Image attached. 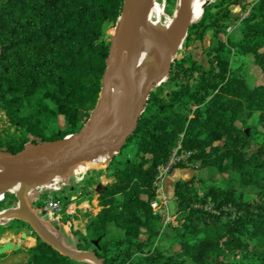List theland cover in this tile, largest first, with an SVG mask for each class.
Wrapping results in <instances>:
<instances>
[{
    "label": "trees",
    "instance_id": "obj_1",
    "mask_svg": "<svg viewBox=\"0 0 264 264\" xmlns=\"http://www.w3.org/2000/svg\"><path fill=\"white\" fill-rule=\"evenodd\" d=\"M238 2L212 0L188 26L167 79L150 91L135 130L107 166L112 180L96 196L98 211L85 213L84 232L73 230L74 249L93 251L104 264L168 263L169 256L156 246L161 216L150 203L156 198V168L176 146L193 154L189 164L173 168L208 167L221 176L201 190L194 176L173 184L174 235L186 237L179 242L180 263L243 264L227 255L251 252L250 243L264 236V0L254 2L243 17L232 13ZM122 4L0 0V110L10 124L33 136L0 138V150L15 153L27 142L60 140L81 130L102 86L109 50L102 37L116 24ZM235 21L241 24L236 40L227 33ZM209 31L213 44L203 50L204 64L191 57L188 47ZM226 48L251 56L263 81L252 84L241 65L231 68ZM46 113L61 116L69 128L49 121L50 134H45L41 116ZM255 114L247 133L238 122ZM129 146L133 157H121ZM12 220L32 231L25 220ZM207 228L213 238H187ZM32 233L36 243L22 264H91L58 253Z\"/></svg>",
    "mask_w": 264,
    "mask_h": 264
},
{
    "label": "water",
    "instance_id": "obj_2",
    "mask_svg": "<svg viewBox=\"0 0 264 264\" xmlns=\"http://www.w3.org/2000/svg\"><path fill=\"white\" fill-rule=\"evenodd\" d=\"M209 1V0H208ZM202 6V11L204 5ZM153 0H123L121 15L119 16L114 34L111 38L106 67L101 78V90L95 107L91 110L87 122L78 133L65 136L55 141L27 142L23 148L15 153L0 150V170L7 174L0 180V190L7 192L14 184H21L17 205L7 215V219L21 218L25 220L36 236L56 250L58 253L76 261H86L91 264H104L93 251L76 250L67 247L60 239L47 234L41 227L39 217L25 200V191L45 178L58 173L65 168H72L75 163L84 161L97 152H107L105 165H108L114 154L118 153L127 138L133 133L137 121L144 111L150 91L165 81L178 50H175L169 39L167 29L162 25L153 24L148 13ZM188 0H180V8L187 7ZM201 16V15H200ZM199 16V17H200ZM186 25L181 37L184 39L188 26ZM146 34L152 42L158 55V61L153 64L148 73L140 77L132 68V49L139 36ZM117 68V69H116ZM120 72L128 84L130 107L123 126L118 130L101 131L99 123L105 117V97H108L106 111H115L116 100L111 92L112 78ZM247 132V131H246ZM105 186L98 185L102 192ZM20 209L23 218L19 216ZM10 243H6L0 253L8 250Z\"/></svg>",
    "mask_w": 264,
    "mask_h": 264
},
{
    "label": "rangeland",
    "instance_id": "obj_3",
    "mask_svg": "<svg viewBox=\"0 0 264 264\" xmlns=\"http://www.w3.org/2000/svg\"><path fill=\"white\" fill-rule=\"evenodd\" d=\"M209 0L207 3L211 2ZM257 0H239L236 5L231 7L232 13L235 16H245L249 13L250 8L254 2ZM162 10L166 16L170 17L176 8L177 0H153V3ZM165 17H163L164 19ZM240 21H235L229 31L228 35L236 40L240 37ZM115 25H110L103 34L102 40L105 43H109L114 34ZM213 44V39L211 31H209L205 39L201 42L199 40L195 41L191 46L188 47L191 57L201 61L206 64V57L203 52L204 48H208ZM182 42L179 46L177 52L181 51ZM224 56L228 59L231 68H237L240 65L243 67V72L248 81L252 84L260 83L263 81V76L260 71L251 63L252 57L249 55L240 54L237 50H229L226 48L223 51ZM167 90L164 94H167ZM32 102H35V98H32ZM48 106L53 107L52 103L45 101ZM28 110L23 111L22 114H28ZM257 114V113H256ZM256 114L251 118H245L244 121L238 122L247 133L249 132L248 126L252 125L256 121ZM42 124L41 128L44 130L45 134L49 135V129L46 128V123L53 121L56 126L62 129H68V124L63 120V118L56 114L46 113L41 116ZM50 124V123H49ZM80 131V130H79ZM77 131L76 133H78ZM13 135H25L28 139H32L25 127L10 124L7 121L3 111L0 110V138L7 139L9 136ZM257 138L256 135H254ZM108 157L107 152H97L88 157L85 163H77L72 168L62 170L46 181L34 186L28 192V204L35 210L38 217L46 222L53 231L57 233L58 238L69 248H73L74 242L76 240V235L73 230H81L84 232L85 226V213L87 211L96 212L99 207L97 206L96 196L100 193L97 189L98 185L105 186L106 183L112 180L110 176V170L108 165H105L106 158ZM121 157L131 158L133 157V148L129 146ZM109 164V163H108ZM2 171V170H0ZM168 175V174H167ZM195 178L197 187L201 190L208 185L217 184L221 176L215 172L214 169L208 167H197L192 165L190 167H176L171 170L168 177L165 179V185L163 181L162 192L165 193L167 197L166 211L171 216H174L175 202L173 200V184L176 180L182 179L186 180L191 177ZM202 182H198V180ZM53 186L61 187V192H57V196L61 199L63 204L62 211L59 213V221L57 219H49L42 213H39L36 208L41 204L45 198L42 195L38 201H35L36 194L39 192H44L47 187L53 188ZM17 195L12 192H5L4 197L0 200V211L12 210L17 205ZM75 202V203H74ZM71 203H74L75 207H80V212L73 211L70 207ZM77 204V205H76ZM171 216V217H172ZM14 219V218H12ZM12 219H7L6 217L0 221V226L4 229L0 232V249L6 243H10L11 247L8 250L0 253V264H22L29 256V248L36 243V238L32 231L26 227H18L17 222H13ZM65 220L66 223H63ZM62 224L66 225L63 227ZM10 225V228L7 226ZM162 232L156 239V246L162 249L169 257L168 263L166 264H181V260L184 255L181 253L180 240H185V238L175 236L176 222H162ZM214 232L211 228L202 229L196 235L187 236L188 239L193 240L195 238H213ZM251 252H239L227 255L228 259H231L233 263H243V264H259L264 260V236H260L254 239L250 243ZM165 264V263H163Z\"/></svg>",
    "mask_w": 264,
    "mask_h": 264
},
{
    "label": "bare ground",
    "instance_id": "obj_4",
    "mask_svg": "<svg viewBox=\"0 0 264 264\" xmlns=\"http://www.w3.org/2000/svg\"><path fill=\"white\" fill-rule=\"evenodd\" d=\"M206 1L208 0H188L187 7L182 10L180 8V0H177L176 8L173 12V15L170 17L166 16L165 13L160 10L154 2L152 3L151 8L149 10L148 18L153 24L162 25L167 29L171 43H173L175 50H178L181 42L183 41V38L181 37L183 28L189 23L199 18V16L202 14V6ZM163 17L165 18L163 19ZM157 61L158 55L154 50L151 40L146 34L140 35L132 49V68L134 72L138 76L143 77L148 73L150 68ZM117 73L118 76L112 78L111 81V92L116 100L115 111L113 113H108L106 111L108 97H105V104L103 108V110H105V117L103 118L101 123H99V130L101 131H118L125 123V120L128 115L130 107V99L127 94L128 84L123 75L119 71ZM77 163H85V160L79 161ZM77 163H75V165ZM66 169L69 168H65L63 170L65 171ZM6 174L7 173L4 170L0 171V180H3ZM52 176L53 175H51L50 177ZM50 177L43 179L37 184L31 185L27 189V191H25V200L27 201V204L28 192L30 191V189L46 181V179H49ZM20 190L21 184H14L7 191L15 193L17 196H19ZM4 193L5 192L0 190V200L3 199ZM15 210H17L19 212V216L23 218L22 211L20 209ZM10 211L11 210L0 211V221L3 220V218H5ZM39 222L41 224L42 229L47 234L59 239L57 233L53 231L52 227H50L46 222H44L40 218Z\"/></svg>",
    "mask_w": 264,
    "mask_h": 264
},
{
    "label": "built area",
    "instance_id": "obj_5",
    "mask_svg": "<svg viewBox=\"0 0 264 264\" xmlns=\"http://www.w3.org/2000/svg\"><path fill=\"white\" fill-rule=\"evenodd\" d=\"M232 26L227 27V31L231 29ZM193 154L192 150L180 149L178 146L173 148L169 153L168 157L164 162L159 164L156 168V178L154 185L156 187V198L150 203L153 213H158L161 216V220L164 223L176 222L175 216H170L166 211L167 197L165 193L162 192L163 181L167 174L171 172L173 167L177 164H189V157ZM198 165V163H196ZM61 192V187L53 186L47 187L44 192H39L36 194V200L38 201L42 195L45 198L41 204L36 208L39 213L44 214L49 219H59V213L62 211L63 204L61 199L57 196V192ZM209 209V206H205ZM174 215V214H173Z\"/></svg>",
    "mask_w": 264,
    "mask_h": 264
},
{
    "label": "crops",
    "instance_id": "obj_6",
    "mask_svg": "<svg viewBox=\"0 0 264 264\" xmlns=\"http://www.w3.org/2000/svg\"><path fill=\"white\" fill-rule=\"evenodd\" d=\"M168 175H169V174H168ZM168 175L165 177V179L168 177ZM165 179H164V185H165V182H166ZM166 184H167V182H166ZM74 203H75V202H74ZM74 203H71V204H72L73 206H75ZM76 205H77V204H76ZM58 221H59V220H58ZM62 226H63V227H66V225H64V224H62Z\"/></svg>",
    "mask_w": 264,
    "mask_h": 264
}]
</instances>
